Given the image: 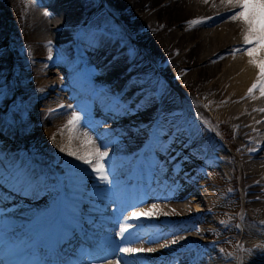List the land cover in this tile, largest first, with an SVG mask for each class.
Here are the masks:
<instances>
[{"label":"bare ground","instance_id":"1","mask_svg":"<svg viewBox=\"0 0 264 264\" xmlns=\"http://www.w3.org/2000/svg\"><path fill=\"white\" fill-rule=\"evenodd\" d=\"M115 1L135 39L134 52L151 56L171 84L201 99L200 115L221 132L233 154L214 151L210 157L216 161L214 164L200 167L199 157L185 164L180 159L184 151L180 128H169L160 133V140L157 135L152 139L148 131L156 114L146 109L145 115L138 112L144 108L146 99L144 89L139 86L132 98L140 101L132 107L135 114L127 121L134 124V119L141 120V124L133 128L122 124L123 132L114 133L108 143L103 142L97 130L102 129V124L110 128L112 117L122 115L117 104L101 100L93 93L90 98L93 103L78 106L83 111L75 114L81 119L79 124L69 126L72 116L55 122L49 120L51 116L54 118L51 108L55 106V98L44 100L36 95L30 106L35 110L41 108L43 121L48 118L43 123L49 126L56 151L51 163L61 170L66 187L60 189L43 182L28 164L19 162L18 151L26 133L19 139L3 135L6 139L0 142V259L3 257L4 263L0 264H30L40 258L54 264H186L188 260L189 264H235L228 256L215 252L218 243L204 232L215 228L209 217L212 209L221 204L219 188H204L216 181L209 166L224 173L221 180L229 182L230 189L234 187V177H228L223 159L235 162L240 170L243 212L238 229L242 264H264V96L259 90L249 95L248 90L257 81L258 69L250 64L244 52H233L245 47V26L231 19L232 13L239 9L227 6L224 0ZM82 6L81 0H29V20L40 38L49 37L48 41L71 47L70 56L54 63V70H49L51 74L41 70L43 90L67 79L65 88L76 101L84 102L81 94L86 95V91L77 90L81 83L77 76L80 70L91 69L102 76L107 87L124 95L134 76H128L130 65L124 52H119L120 46L106 52L101 45L113 44L110 38L91 32L81 36L82 28L78 32L72 29L77 23L82 25ZM192 21L203 23L193 25ZM96 51L102 52V60L95 57ZM101 64L103 68L99 67ZM76 68L77 75L73 72ZM132 98L127 97L126 102ZM75 108L74 105L72 109ZM89 117L97 120V124L101 121V125H89L86 121ZM88 140L92 143H86ZM97 150L106 154L100 163L106 168L107 180H101L92 166L75 158L92 156L95 165ZM154 152L159 153L157 159ZM154 160L158 162L159 176L151 180L146 177V164ZM176 161H180L177 166L173 165ZM202 171L204 174L199 176ZM138 177L145 178L150 191L141 193L137 201L123 204L121 184H130L131 178H135V188L143 186L144 180L138 183ZM160 177L166 182L158 181ZM5 192H9V198H3ZM136 193L137 190L126 195L134 200ZM23 202L30 207H19ZM132 212L151 215L133 220ZM199 222L203 223L201 229L196 228ZM126 226L128 231L122 237L120 228ZM109 230L115 238L107 253L87 250V236ZM253 240L256 241L252 243ZM77 243L85 246L84 252H75ZM121 247L146 251L126 254L119 251ZM70 255L75 256L73 261Z\"/></svg>","mask_w":264,"mask_h":264},{"label":"rangeland","instance_id":"2","mask_svg":"<svg viewBox=\"0 0 264 264\" xmlns=\"http://www.w3.org/2000/svg\"><path fill=\"white\" fill-rule=\"evenodd\" d=\"M81 1L83 6L80 9V13L82 16L81 24L83 26L77 25L79 24L77 23L72 29L78 32L77 29L82 28V31L79 30L81 36H83L82 33L85 35V33L91 32L110 38L113 44L108 46L103 43L101 47L104 50L111 51L115 45H119V52H124V59L130 65L131 70L128 72V76L134 77L129 83L128 92L125 91V94L122 95L116 90L107 87L105 81L102 80V76L97 72L89 69L87 71L80 70V74H78V69L76 68L73 72L76 75L78 74L77 77L81 82L77 90L81 91V93L86 91L87 95L81 94L84 102L76 101L75 97L71 94L72 92L67 90L68 88H65L68 87L66 86L68 84L67 79L64 82H57L58 84L52 86L50 90H43V77H39V74L42 73L41 70H46L48 74H51L49 70H54V63L62 62L64 58L70 56L71 47L64 44H56L51 40L48 41L49 37L40 38L29 20V0H0V142L6 139L3 136L5 134L19 139L18 137L24 135L22 134L23 132L26 133L23 141H21V149L18 151L19 162L28 164L32 168V172L38 174L43 182L48 181L51 184L53 183L56 188L59 187L60 189L66 187V181L63 182L60 175L61 170L51 163L56 157V151L55 144L52 143L54 139L50 138L52 136L48 133L49 126L43 123L48 121V118L46 116L45 121H43L44 114L40 116L41 113L39 112L41 108L39 107L35 110L30 106V103L35 100L36 95L44 100H54L55 98L53 104L55 106L51 108L53 109L52 114H54V118L53 116L49 118V120L53 119V122L59 121L61 118L66 120L70 116H73V113L83 112L78 106L83 108V105L87 102L93 103V100L90 99L94 96L93 93L98 94L100 96L98 98H101V100L114 102L113 105L117 104L121 108L122 115L115 118L112 117L113 119L111 120L109 119V123L111 122L112 124L110 128L103 124L101 125V121L98 123L102 126V129L100 128L97 131L101 132L103 142L108 143L109 140H112L110 137H113L118 132H123V130H120L123 128L121 127L122 124L130 125L131 128L137 126V124H141V120L134 119V124L127 121L129 116L133 118L135 114L132 107H135V103L140 101L139 98H132L136 86L143 88L146 96L144 108L138 112L145 115L147 112L144 110L146 109L156 114L148 131L152 139L157 135L160 140V133H164L169 128H180V132L184 134L181 144L185 152L183 151L180 159L182 161L185 160V164H190L193 158L196 157L200 158V167L214 164L216 161L210 158L214 151L222 152L225 155H232L233 151L227 144L225 137L214 128V124L211 121L200 115L199 111L201 112L202 110L201 99L198 100L192 92H184L171 84L170 80L158 69L156 60L151 56L146 53H143L145 56H142L134 52L135 39L131 37L116 1ZM40 41L47 42L39 43ZM14 47L21 49L23 53H19L20 55L16 54ZM16 56H20V58ZM47 65L52 66L47 68ZM99 67L103 68L102 64ZM65 74L68 76L69 73ZM107 76L110 79L113 78L110 73ZM48 78H51V76L48 75ZM127 97L132 99L126 102ZM124 104L126 110H122ZM74 105L76 110L72 109ZM54 111L57 112L54 113ZM109 113L111 115V111ZM86 121L91 126L93 124V126L98 125L97 120H94L92 117L87 118ZM76 123L79 124L78 121ZM40 127H43L41 131L38 130ZM108 128L113 129L115 132ZM85 129L90 130L89 128ZM57 131H60V129ZM130 141L132 142V139ZM77 150H81L80 153L82 152L81 148ZM154 154L157 159L159 153L154 152ZM84 155H86V152ZM163 161L167 160L163 159ZM179 162L176 161L173 165L177 166L180 164ZM222 163L228 171V177L231 175L234 177V187L232 186L233 189L231 188V190L230 183L221 180L225 176L224 173L221 174V171L215 166H209V168L213 169V176L216 181H212L211 186L204 188H219L218 192H221V204L212 209L213 214L209 217L215 223V228L204 230V232L210 233L212 241L218 243L215 247L216 249L214 248L215 252L223 257L228 256L230 261L235 264H242L243 251L240 241V231L238 229L243 212L240 170L235 162H231L230 160L223 159ZM156 164H158L156 160L149 162L148 165L146 164L148 168L146 177L151 180H156L157 175L159 176L156 171L158 170ZM83 169L87 171V168L83 167ZM105 170L106 168H104ZM201 174H204V171L199 172V176ZM160 178L158 181H165V178ZM170 184H168V188H171ZM56 199H60L59 193L56 195ZM182 204L187 205L186 202ZM198 205L201 208L202 205ZM19 207L30 206L23 202L22 206L20 204ZM206 225L208 226V224ZM202 226L203 223L201 222L196 224V228L198 229H201ZM255 241L251 242L254 243ZM252 252L263 254V252ZM189 263L188 260L186 264Z\"/></svg>","mask_w":264,"mask_h":264},{"label":"snow or ice","instance_id":"3","mask_svg":"<svg viewBox=\"0 0 264 264\" xmlns=\"http://www.w3.org/2000/svg\"><path fill=\"white\" fill-rule=\"evenodd\" d=\"M207 2V0H205ZM227 6H231L239 9L233 12L231 19L233 21L239 20L244 26L245 31L243 35L244 48L235 49L233 52H244L249 57L250 64L258 69L257 81L248 90L251 96L255 91L259 90L261 96H264V0H224ZM193 25L203 23V21H192ZM51 58V57H49ZM264 111V110H262ZM80 117L73 113L72 119L68 122L69 126H73ZM86 143L91 144L92 141L88 140ZM64 149H61L63 151ZM69 155H75L73 152H69ZM105 153H101L98 150L94 153L95 165H93L92 156H79L75 158L82 160L83 163L92 166V170L99 174L101 180H107V175L104 174V166L100 163L105 157ZM150 213H138L132 212L130 219L137 220L141 216L150 217ZM223 223V222H222ZM128 231V227L120 228V234L123 237V233ZM172 243H176L175 240ZM119 251L122 253H142L145 249H137L130 247H121ZM147 251H151L148 249Z\"/></svg>","mask_w":264,"mask_h":264},{"label":"trees","instance_id":"4","mask_svg":"<svg viewBox=\"0 0 264 264\" xmlns=\"http://www.w3.org/2000/svg\"><path fill=\"white\" fill-rule=\"evenodd\" d=\"M11 19H12V17H11ZM14 50H15V52H16V54H18V55H20L19 53H21L22 52V50L21 49H19V48H16V47H14ZM25 50H27L26 48H25ZM23 53V52H22ZM25 54V53H24ZM17 58L19 57L20 58V56H16Z\"/></svg>","mask_w":264,"mask_h":264}]
</instances>
